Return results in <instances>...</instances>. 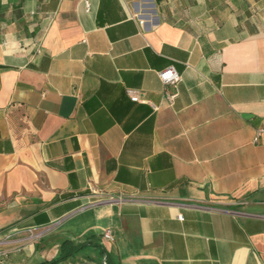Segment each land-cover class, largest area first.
<instances>
[{
    "label": "crops",
    "instance_id": "0c3cea01",
    "mask_svg": "<svg viewBox=\"0 0 264 264\" xmlns=\"http://www.w3.org/2000/svg\"><path fill=\"white\" fill-rule=\"evenodd\" d=\"M85 1L0 0V264H264V0Z\"/></svg>",
    "mask_w": 264,
    "mask_h": 264
},
{
    "label": "built area",
    "instance_id": "2783aa9c",
    "mask_svg": "<svg viewBox=\"0 0 264 264\" xmlns=\"http://www.w3.org/2000/svg\"><path fill=\"white\" fill-rule=\"evenodd\" d=\"M85 8H87V2L84 0ZM142 22V21H140ZM157 76L163 85V94L166 102L170 103L173 97L176 95V82L179 80L178 72L170 65L162 68L157 72ZM171 86L172 90L168 91L164 88V86ZM126 93L131 101L136 102H144L145 100L139 98L137 92L132 89H126ZM154 109L156 106H152ZM252 143L264 142V123L258 124L254 126L252 136H251ZM88 196L95 197L98 199L104 198L109 202H121L126 199V196L122 193L111 194L106 192L103 188L88 185L87 186ZM176 219L181 220L182 217L180 214L175 215ZM101 237L103 239L109 240L110 234L109 231L106 229L101 233Z\"/></svg>",
    "mask_w": 264,
    "mask_h": 264
},
{
    "label": "trees",
    "instance_id": "16d2710c",
    "mask_svg": "<svg viewBox=\"0 0 264 264\" xmlns=\"http://www.w3.org/2000/svg\"><path fill=\"white\" fill-rule=\"evenodd\" d=\"M85 244V241H81V242H78V243H74V244H71L70 245V249L71 250H66L64 253H58L56 256H54L53 258L49 259V260H41L39 262H36L34 264H53L57 261H59L60 259L64 258L65 256L73 253L74 251H76L78 248H80L81 246H83ZM62 245L65 246V242H62ZM65 248V247H64ZM63 249V247H62ZM105 260V258H104Z\"/></svg>",
    "mask_w": 264,
    "mask_h": 264
}]
</instances>
